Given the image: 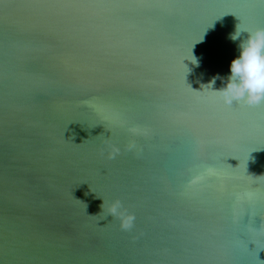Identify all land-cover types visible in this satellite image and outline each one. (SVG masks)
Wrapping results in <instances>:
<instances>
[{
    "label": "water",
    "instance_id": "obj_1",
    "mask_svg": "<svg viewBox=\"0 0 264 264\" xmlns=\"http://www.w3.org/2000/svg\"><path fill=\"white\" fill-rule=\"evenodd\" d=\"M238 25L264 0H0V264H264V104L207 86Z\"/></svg>",
    "mask_w": 264,
    "mask_h": 264
},
{
    "label": "clouds",
    "instance_id": "obj_2",
    "mask_svg": "<svg viewBox=\"0 0 264 264\" xmlns=\"http://www.w3.org/2000/svg\"><path fill=\"white\" fill-rule=\"evenodd\" d=\"M243 32H247L248 36L241 40ZM229 38L233 42L240 41V43L239 54L230 64V75L226 86L218 91L213 90L216 79L220 77L214 78L207 86L219 95L220 100L226 106L234 103H242L248 107L264 104V28L247 31L241 30L238 25L236 32ZM116 151L110 153V158L116 154ZM101 207L103 212L105 210L104 201ZM107 213L108 216L120 220L122 229L130 230L134 227V214L128 213L120 200L112 201L107 207Z\"/></svg>",
    "mask_w": 264,
    "mask_h": 264
},
{
    "label": "snow or ice",
    "instance_id": "obj_3",
    "mask_svg": "<svg viewBox=\"0 0 264 264\" xmlns=\"http://www.w3.org/2000/svg\"><path fill=\"white\" fill-rule=\"evenodd\" d=\"M237 105H231V106H229V107H236Z\"/></svg>",
    "mask_w": 264,
    "mask_h": 264
}]
</instances>
